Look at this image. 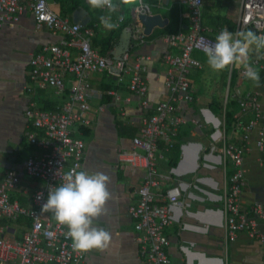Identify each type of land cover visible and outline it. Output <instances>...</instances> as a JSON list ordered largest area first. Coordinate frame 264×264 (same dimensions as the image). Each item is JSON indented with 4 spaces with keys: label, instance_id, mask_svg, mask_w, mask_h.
Wrapping results in <instances>:
<instances>
[{
    "label": "crops",
    "instance_id": "0c3cea01",
    "mask_svg": "<svg viewBox=\"0 0 264 264\" xmlns=\"http://www.w3.org/2000/svg\"><path fill=\"white\" fill-rule=\"evenodd\" d=\"M47 1L50 8L61 15L60 5L54 0ZM164 1L165 4H180L177 0ZM240 1L203 0L202 22L209 29L208 35L211 38L215 39L222 29H228L227 22L235 25V29L230 31L235 36ZM82 4L88 7V10L84 8L90 18L88 24L92 23L94 28L90 30L91 42L107 38L112 31L123 25L129 12L137 14L136 8L139 6H121L116 12L110 13L106 8L94 9L84 4L83 0ZM148 9L151 14H156L149 7ZM162 11L164 8H161ZM159 14L168 21L167 24L164 27H154L148 36L144 35L142 42L134 38V27H126L131 29V41H134V49L128 52L129 65L134 63L136 57L150 58L143 74L150 109L169 97L164 86L167 67L162 62V57L165 53L178 52L177 47L165 41V37L174 28L170 27L168 18ZM109 15L114 22L119 23L113 30L105 29L100 23V16ZM121 15L124 19L119 22L117 17ZM71 16L72 14L67 18L72 21ZM139 24L143 32L144 27L141 22ZM249 31L254 33L252 29L244 32ZM61 39L60 34L46 28H36L29 12L16 25L0 28V183L6 172H15L20 183L11 192V199L27 208L33 207V192L42 188L43 184L26 174L24 163L28 158L40 157L43 150L27 141L25 133L29 122L25 116L26 108L29 103H34L39 110H54L68 100L74 88L71 75L64 77L65 88L62 93L51 88L32 86L26 74L28 60L42 46L58 43ZM72 52L75 54L74 50ZM254 56L262 57L261 62L264 64V50L253 51L248 62ZM193 57L201 62L202 67L190 71V85L196 101L187 106L185 113L188 118L198 119L202 126H194L191 122L182 125L175 148L168 152L161 147L157 160L158 173L169 180L164 179L162 187L155 189V192L164 194L169 186L177 185L182 194V205L171 207L173 221L166 230L170 240L168 255L171 264H264L262 246L258 241L250 239L244 232L239 233L233 242H228L225 238L222 199L232 167L222 155L220 141L224 139L226 142L241 143L242 126L253 114L250 111L242 115L236 113L234 117L243 116V121H238L233 130L226 131L224 110L234 92L241 96L256 93L261 100L264 99V70L260 73H263V78L259 87L246 77L238 78L231 87L229 67L221 72H214L208 65L205 54L195 51ZM235 66L239 69L243 64ZM208 75L216 78V81L211 78L210 88L205 85ZM129 78L128 74H123L118 79L116 72L110 70L91 74L87 96V103L92 108L87 113L90 125H76L73 128L74 134L85 144L80 170L101 172L110 178L107 184L110 199L105 204V214L98 217L94 225L105 229L112 237L105 251L93 249L86 252L83 260L75 264L139 263L137 232L128 209L137 200L136 190L143 184L145 172L142 168L122 161L119 153L131 148L132 139L139 135L144 119L151 110L142 109L141 98L129 91ZM213 108H218L217 114ZM255 137L253 133L249 151L244 158L246 184L241 193L242 210H249L254 203L264 204V158L254 146ZM176 147L179 155L176 166L173 167L171 162L176 157ZM28 229L29 220L26 218L0 220V238L9 242L19 241Z\"/></svg>",
    "mask_w": 264,
    "mask_h": 264
},
{
    "label": "built area",
    "instance_id": "2783aa9c",
    "mask_svg": "<svg viewBox=\"0 0 264 264\" xmlns=\"http://www.w3.org/2000/svg\"><path fill=\"white\" fill-rule=\"evenodd\" d=\"M187 9L186 31L165 37V41L178 48L177 53H165L162 62L167 67L164 86L168 91L166 101L155 104L150 109L146 79L143 77L149 62L148 56L136 57L129 65L128 53L114 60L112 53L102 55L92 46V33L79 23L62 17L50 8L47 0H0V28L14 26L27 12L36 28H46L62 36L58 43L47 44L32 53L28 60L27 77L32 86L51 88L57 93L64 92V77L71 75L74 88L68 100L51 111H42L29 103L25 116L29 122L25 136L27 141L42 151L38 158H28L24 163L26 174L42 182L43 187L32 195V208L20 205L11 199V192L20 183L19 176L8 171L0 183V220H29V229L17 242L0 238V262L11 264H75L83 260L85 253L76 252L67 238V227L59 224L52 213L42 211L49 188L63 183V175L70 169L80 170L85 155L83 140L74 134V126H89L87 113L92 108L87 103L90 90V76L105 70L114 71L118 79L123 74L130 76L129 91L141 98V107L151 110L144 119L139 135L132 139L129 150L119 153V158L145 172L143 184L136 190L137 200L129 209L139 246L138 264H171L168 248L170 240L166 234L172 224L171 207L182 205L181 190L177 185L169 186L164 194L155 189L162 187L164 178L157 170L158 153L162 147L172 151L182 125L191 122L202 126L198 119L188 118V105L195 103L189 74L192 69H200L201 62L193 57V52L203 54L206 45L215 42L208 35L209 29L202 22L203 0H177ZM83 3L89 5L88 0ZM136 20L140 14H151L148 7L136 8ZM134 38L142 42L141 28L134 27ZM247 29L257 35H264V0H241L236 21V33ZM238 38V37H236ZM74 50L75 54H73ZM262 57L254 56L249 63L259 71L264 70ZM234 65L229 66V75ZM240 77H245L244 67L239 69ZM30 91V89H29ZM239 113L253 114L244 124L241 143L220 139L221 152L232 167L231 175L224 186L222 206L224 212V233L228 242L236 240L241 232L258 241L262 246L264 260V204L254 203L249 210L241 208V193L246 184L244 158L249 151L251 135L255 133L254 146L264 158V99L256 93L235 96ZM167 179L166 181H168ZM39 196V198H38Z\"/></svg>",
    "mask_w": 264,
    "mask_h": 264
},
{
    "label": "clouds",
    "instance_id": "9594fccd",
    "mask_svg": "<svg viewBox=\"0 0 264 264\" xmlns=\"http://www.w3.org/2000/svg\"><path fill=\"white\" fill-rule=\"evenodd\" d=\"M88 3L94 9L106 8L110 13L121 6L133 4L146 7L144 0H88ZM99 19L107 30L119 26L110 15L100 16ZM123 19L122 15L117 17L119 22ZM261 50H264V35L249 31L234 36L227 28L220 31L214 43L203 49L207 63L214 72H221L230 65L243 64L245 77L257 87L260 86V74L248 62V58L253 51ZM109 179L101 172L89 173L73 168L64 173L62 184L48 190L42 211L52 213L59 224L67 227L66 236L76 252L86 253L93 249L105 251L110 245L111 234L94 225V221L105 214V204L110 199L107 190Z\"/></svg>",
    "mask_w": 264,
    "mask_h": 264
},
{
    "label": "trees",
    "instance_id": "16d2710c",
    "mask_svg": "<svg viewBox=\"0 0 264 264\" xmlns=\"http://www.w3.org/2000/svg\"><path fill=\"white\" fill-rule=\"evenodd\" d=\"M54 1L60 5L62 17H67L71 15L75 10L81 7L88 10V7H85L82 4V0H54ZM144 4H146L151 9V11H153L154 13L156 14L161 13L164 17L169 19L170 24H171L170 27L174 28L172 33H169L170 35L177 34L178 32H181V31H186L185 26L187 25L186 24L187 19L183 15L187 14V9L182 4H178V3L165 4L164 0H144ZM161 8H164V11L161 12ZM227 23H228L229 31H233L235 29V25L229 22ZM130 26L140 27V24L137 23L135 20V14L133 11L129 12L125 22L123 21V25L121 27L112 31L107 38H104V39L100 38L99 42L94 40L92 42L93 43L92 46L95 49H97L99 53L102 55L110 54V50L115 45L116 40L119 37V35L122 33L123 29L126 27H130ZM85 28L89 30L94 29L92 23H89ZM133 49H134V41H131L129 51H132ZM238 78H240L239 70H238V67L234 65L232 72H231V78H230L231 87L236 84ZM262 78H263V73L260 75V80H262ZM235 96H236V92L233 93L232 99H230L227 102V105L224 110V121H225L224 123H225L226 131L233 130L235 124L238 123V121H241L243 119V116H241L240 118L234 117V115L236 113H239L240 111V108H239V105L237 103ZM217 109L213 108L216 114L218 113ZM175 153H176V157L171 162V166L173 167H175L177 163V157L179 155L178 147H176Z\"/></svg>",
    "mask_w": 264,
    "mask_h": 264
},
{
    "label": "water",
    "instance_id": "95a60500",
    "mask_svg": "<svg viewBox=\"0 0 264 264\" xmlns=\"http://www.w3.org/2000/svg\"><path fill=\"white\" fill-rule=\"evenodd\" d=\"M71 17L74 23H79L83 27L90 21V18L86 15L85 9L82 7L75 10ZM139 20L144 27L143 34L145 36H148L154 27H164L168 22L167 20H164L160 14H140ZM131 37V29L125 28L112 51V57L114 60H119L123 54L129 52Z\"/></svg>",
    "mask_w": 264,
    "mask_h": 264
},
{
    "label": "rangeland",
    "instance_id": "374dc122",
    "mask_svg": "<svg viewBox=\"0 0 264 264\" xmlns=\"http://www.w3.org/2000/svg\"><path fill=\"white\" fill-rule=\"evenodd\" d=\"M237 12H238V11H237ZM206 77H207V78L205 79V83H206L205 85H206L208 88H210V87H211V85H210V84H211V78H212L213 81H216V78L211 77V76H209V75L206 76ZM208 85H209V86H208Z\"/></svg>",
    "mask_w": 264,
    "mask_h": 264
}]
</instances>
